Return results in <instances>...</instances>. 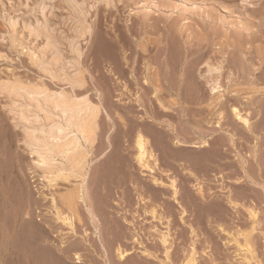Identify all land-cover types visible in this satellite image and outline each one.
<instances>
[{"label":"rangeland","instance_id":"1","mask_svg":"<svg viewBox=\"0 0 264 264\" xmlns=\"http://www.w3.org/2000/svg\"><path fill=\"white\" fill-rule=\"evenodd\" d=\"M187 2L0 0V80L68 92L71 89L67 86V77L80 71L84 86L71 91L102 105L98 117L99 134L93 149H97V155L108 149V157L104 153L101 159L94 162L95 165L88 168V175L95 176V184L88 176V190L94 193L92 197L96 204L94 208L100 238L93 233V224L81 205L78 206L79 221H75V231L72 232L53 215L56 205L64 209L60 196L72 190L78 179L69 177L68 180L57 179L49 183L42 171L32 165L22 141L23 133L12 121L11 99L0 92V264H185L192 246L198 264H264V82L248 86L242 80L234 59L240 50L249 51L248 56L253 57L258 52L263 53L264 49H238L237 43H229V54L222 63L224 74L219 92L224 94L222 101L213 108L207 107L209 92H206V100L202 104L190 105L187 112H181L178 105H171L174 97L169 95L163 97V104L176 111L161 110L151 94L144 95L142 86L145 73L153 72L162 59L164 62L159 67L164 65L166 57H175V49H170V57L167 49H162L163 57L157 55L156 49H130L132 45L129 43L142 44L149 37H164L163 42L167 37L171 40L174 37L173 28L168 31L161 25L167 14L171 16L168 26L173 27L177 18L178 27L185 29L186 33L193 32L196 26L192 13L197 2L207 6L209 14H215L218 22L221 17L227 19L230 30L234 27L233 22L240 24L244 16L241 8L233 6L235 2ZM163 7L167 9L163 10ZM36 23L42 29L35 36L24 27ZM155 24L157 29L152 30ZM128 25L131 29L134 27L131 34L126 30ZM84 26L91 27V34H81ZM162 29H166L165 33ZM143 30H147V36L140 33ZM189 39H192L191 36ZM257 44L264 45V38L257 39L253 45ZM25 49L43 58L52 79L31 62ZM72 49L82 53L78 66L74 64ZM208 52L205 57L210 56V61L215 63L219 51L209 49ZM193 56L197 71L203 70L201 61L204 57L197 53ZM160 71H163L162 67ZM133 72L138 74V84L131 76ZM160 76L163 77L162 74ZM229 90L240 94V97L233 96ZM253 90L256 93L248 101L246 96ZM251 101L254 103L250 104ZM231 105L239 107L243 114L248 111L250 129L243 128L234 119ZM220 110L222 113L219 116L217 112ZM217 120H220L218 128L213 124ZM109 129L113 130V137L110 136L112 144L107 143ZM139 129L148 138L161 141L154 148L159 166L153 174L148 170L141 171L134 160L133 138ZM176 139H181L183 143H175ZM203 139L208 145L201 146ZM151 176L165 183L171 179L177 181L179 199L183 206L187 205L184 206L185 214L179 213L182 209L171 204L173 201L167 196L155 195L159 189L150 184ZM198 186L203 188V197L195 191ZM163 190L168 195L167 188ZM151 208L156 209L160 219L151 217ZM249 209L257 213L254 231H251ZM181 215L184 217L182 220ZM105 221L109 222V229L105 226L101 230ZM166 230L171 235L169 258H165L164 247L158 240L159 233ZM61 240L64 241L63 252L59 248ZM116 246L128 249L130 255L119 261L112 252ZM140 249L153 252L154 257H143ZM106 251L110 258L108 254L107 257L104 255ZM75 253L81 256L79 263L73 259ZM251 255L257 261L248 262Z\"/></svg>","mask_w":264,"mask_h":264},{"label":"bare ground","instance_id":"2","mask_svg":"<svg viewBox=\"0 0 264 264\" xmlns=\"http://www.w3.org/2000/svg\"><path fill=\"white\" fill-rule=\"evenodd\" d=\"M186 1H188L187 4H189L191 0H186ZM221 1L222 2H220V3H223L224 1L235 2L233 4V6L236 8H241V11L244 14L243 19L241 20L240 24L233 22L234 23V27H232L234 29V30L232 29L233 33H232V30H230L228 27L229 25L227 23V19L225 20L220 16L221 20H219V22H218V18L214 17L215 14H209V11L207 10L208 8L206 9L207 6L203 7L204 5L202 6L201 3L198 4V2H197L193 6L194 11L192 13L193 17H194L193 21H194L195 26H196V29L193 32H187L186 33L185 29L178 27L177 25L179 22H175L177 20V18L175 19L174 24L171 23V25L173 24V27L168 26L169 18L171 16L167 14L165 16V20H164L165 22H163V24H161V25H164V27L168 28V31L171 28H173L174 37L171 40H169L167 37L166 40L164 39L165 42H163L164 37L161 38L159 36L157 38L156 37L155 38H150V37L146 38V40L143 41L142 44H140L138 42H135V44L129 43V45L130 44L132 45L131 46L132 48H130V47L129 48L134 49V50L135 49H145V50L146 49H148V50L149 49H156V51L159 53V54H157L158 56L159 55L161 56L164 54L162 49H167L169 51H170V49L171 50L175 49V51L173 50V54L175 52V57H173L172 59L167 58L166 55L168 54L169 55L168 57H170L171 51L170 52L166 51V53L167 52L168 53L165 54L166 62L164 63V65L159 67V65L162 62H164V60L162 59L161 63L158 64V66H155L153 72L145 73L143 80H142V86L144 88L143 89L144 95L147 96L148 94H151L152 99H154L159 104V107L161 108V110L169 111V112H170V110H171V112L176 111V109H173L171 106H169V105L165 106L163 104V97L165 95H169V96L174 97L172 102H171V105H176V106L178 105L177 108H179L181 112H185V111L187 112V110L191 107L190 105L193 106L194 103H196V105H198L197 103L200 104L201 102L206 100V97H207V96H205L206 92L207 93L209 92V100H207L205 105L207 107L213 108L214 106H216V104L218 102L220 103L222 101V97L224 96L223 93H219V92H220V88H222V84H221V82H222L221 76L223 73L222 72V67H223L222 63L227 59V55L229 54V51L227 50L228 46H231L229 43H232V41H233V43H237L238 49H252L253 47L255 49H264V45H260V44L253 45L257 41V39L264 38V0H221ZM253 1H255V2H253ZM106 3L109 4L108 1H106ZM206 4H208V3H206ZM159 7H161L160 9H162V6H159ZM164 9H167V8L163 7V10ZM184 9H182V10H184ZM186 9H187V7H186ZM219 9H222V8H219ZM211 10H212V8H211ZM190 11H191V9H190ZM175 12H177V10ZM217 12H218V10H217ZM40 15H41V13H40ZM178 19H181V18H178ZM191 19L192 18H190V20ZM153 21H155V20H153ZM44 23L45 22L43 21V24ZM39 25L37 23H36V25L28 24L24 28L27 29L26 31H28L29 34H31V35L33 34L36 36L39 32H41V29H42V27L40 28ZM230 25H231V23H230ZM138 26H140V25H138ZM152 27H153L152 30L154 28L157 29L156 24H155V26H152ZM190 27H192V26H190ZM225 27H226V29H225ZM133 28L134 27L132 26V29H131L130 25H128L126 30L128 32H130V34H131ZM136 28H138V27H136ZM139 28H141V27H139ZM142 29H143V27H142ZM165 30L163 31V29H162V31H163L162 33H165ZM136 31H138V30L136 29ZM91 32H92L91 27L84 26L83 30L81 31V34H87V33L91 34ZM140 33L143 36H147V30H143ZM168 34H170V33H168ZM190 36L192 39H189ZM246 43H250V44H248L249 46H247ZM124 45L126 46V44H124ZM140 45H142V47ZM190 47H193V48H190ZM43 49H45V48H43ZM194 49H195V51H194ZM209 49H217L219 51V57L217 58L215 63H212L210 61V56L205 57V54L210 52V51L208 52ZM224 49H225V51H224ZM73 51L75 53L74 64L76 66H78V61L80 60L79 58H80V55L82 53H80L78 49H74ZM25 52L27 53L29 59L31 60V62L33 64H35L40 70H42L50 79L53 78L50 70L47 67L46 62L43 61L42 57H39L35 52H31L29 49H25ZM138 53H139V51H138ZM196 53L198 56L202 55V58L204 57L203 60L201 61L202 64H204L203 70L197 71V66H196L197 63H196L195 57L193 56ZM213 53H214V50H213ZM249 53H250L249 51L240 50L238 52V55L234 59L239 66V67L237 66V68L241 71L240 73L242 75V80H244L245 83L248 84V86L252 85L251 87H253V85H255L256 82H258V81L264 82V52L263 53L258 52L253 57L248 56ZM50 54H52V53H50ZM142 56H143V54H142ZM161 57H163V56H161ZM202 58H200V59H202ZM137 60H136V62L138 63L139 60L138 61ZM156 61H158V60H156ZM192 61H193V63H192ZM79 64H80V62H79ZM161 67L163 69V71H162L163 73L160 71ZM135 69H137V68H135ZM160 74H162L163 77H161ZM131 76L134 79L135 83L138 84V82L140 81V79L138 78V74L133 72V74H131ZM140 77H142V75ZM228 79L231 80L230 78H228ZM67 80H68L67 86H70L71 90H73L75 88H82L84 86V80L81 76L80 71L72 73L70 75V77H67ZM164 83H166V86H164ZM71 90L68 92H66L62 89L60 91H53V90H48L44 86H35V85H31V84H23L19 81H11L8 79L0 80V92L4 93L7 98L11 99L10 105L12 107V109H11L12 121L14 122V124L16 126L20 127V129L23 133L22 141L27 148V152L30 155L32 165L35 168L40 169L42 171V173L44 174V176L46 177V179L49 183L55 182L57 179L68 180L69 177H74V178L78 179L76 181L77 182L76 185L74 186V188L72 190L67 191L66 193H64L63 195L60 196V201H61V204L64 205V209L61 210V209L57 208L58 206L56 205L57 207L55 206V211H54L53 216H55V218L58 221L63 223V225L68 226L70 231L73 232V231H75L74 230L75 229L74 224H76L75 221H79V217H78L79 211L78 210H80V209H78V206L81 205V207L85 208V211H86L88 219L90 220V223L93 224V229H94L93 233L100 238V235H98L100 233V231L97 232L98 227H99V224H98L99 221L96 217L95 208H94V206L96 204L94 203L95 201L92 197L94 195V193L92 194V192H91L92 190L91 191L88 190V188H89L88 186H90V184L88 185V181H89L88 180L89 179L88 178V176H89L88 175V172H89L88 168L95 165L94 162L96 160H98V158H100L101 155H104V153H106V152L108 153V149H106L104 153L101 152L102 154L99 153V155H97V153H98V151L96 153L97 149L96 150L93 149L94 144H95L96 139H97V134H99V132H98V117H99V114L102 110V107H101L102 105L100 104V102H93V100L91 101L87 96H82V97L80 96L79 97L76 94L72 93L74 90L73 91H71ZM256 90H257V88H256ZM245 91H246V89H244V92ZM229 92L232 93L233 91L229 90ZM142 93H143V91H142ZM245 93H247V92H245ZM255 93H256V91L252 92L251 94H248V96H246V99H248V101L252 100V97H254ZM232 94H233V96L240 97V94H238V93H232ZM212 96H215V97L213 98ZM141 97H143V96H141ZM253 100H254V98H253ZM135 102H138V100H136ZM253 103H254V101L250 102V104H253ZM232 105H231V110H232L234 119L237 122L241 123V126L243 128L250 129V121H249V118L247 115L248 111L245 114H243L242 111L239 109V107L232 106ZM197 111H198V108H197ZM200 113H202V112H200ZM221 113H222V111L220 110L219 112H217V115L220 116ZM185 116H186V114H185ZM213 124H215V126L218 128L220 125V120L214 121ZM112 132H113V130L109 129V131L106 134L107 136L105 135L107 137V143H111V141H112V140H110V139H112L111 137H113V135L111 136V134H113ZM230 136H231V134H230ZM126 139H127V137H126ZM160 142L158 140H152V139L148 138L144 134V132L140 129L136 131V134L133 138V148H135L134 160H135L138 168L141 171L142 170H148L149 173H151V174L156 172V169L159 166V159H158V156H157L154 148ZM175 143L180 145L183 143V141L181 139H176ZM201 143H200L201 146L208 145V142L206 139H203V141H201ZM193 145L195 146L194 143H193ZM103 146H106V145H103ZM112 152H113V150H112ZM112 152H110V153H112ZM107 153L105 155L108 157ZM107 171H109V170H107ZM94 172L96 173V171H94ZM89 177L92 179V181H90V182H93V178H95V176L93 178L91 176H89ZM74 181H75V179H74ZM150 181H151L150 184H153V186L155 188L157 187V189H159L156 192L157 194H155V195L167 196L169 199H171L173 201V202L170 201L171 204L174 203L179 208L182 209L181 212H179V213L185 214L184 213L185 212L184 206H187V205L183 206L180 199H179V196H180L179 195V188L177 185V181L175 179H171L168 183H165L162 180L158 179L157 177L151 176ZM95 182H97V181H95ZM133 182L136 183L137 180L134 179ZM93 185H92V187H94ZM147 185H149V184H147ZM98 186L99 185H97V187ZM92 187H91V189H92ZM149 188H151V187H149ZM163 188H167V191H168L167 194L168 195H166V191L163 190ZM195 189H196L195 191L200 195L199 197L204 196L203 188H201V186H198ZM98 193H100V191ZM96 196H97V194H96ZM190 197H192V196H190ZM190 197H188V198H190ZM52 198H53V196H52ZM192 203H193V201H192ZM170 207H172V206H170ZM150 214H151L152 218L160 219V216L159 217L157 216L155 208H151ZM248 215H249L250 219L252 220L251 221V223H252L251 231H254L255 225L257 224V213L255 210L249 209ZM182 217L183 216L181 215L180 216L181 220H182ZM100 222H101V220H100ZM102 224H104V226ZM102 224L100 223V226L102 225L101 230L103 228H105V226H107L106 228L109 227L108 226L109 222H107V221H105V223H102ZM190 232H194V231H190ZM86 234L87 233L85 232L84 237L86 236ZM148 235H150V233ZM194 235H196V234H194ZM170 239H171V235H170L168 230H166L165 232H160L158 235V240L161 243V245L164 247L163 253L165 254V258H169L168 255H169L170 247H168V245H169V242L171 241ZM59 243H60L59 248H60V250L62 249L61 251L63 252L64 241L61 240ZM194 249L195 248H193V246H192L191 251H190L191 253L189 255V258L185 261V264H198L196 262L197 256H195L196 251ZM107 251H106V253H104L105 256L108 254ZM113 251H114V255L116 256V258L119 261H122L123 259H125V257L129 253H131V252H129L128 249L126 251L123 248H121L120 246H116L114 248V250H112V252ZM246 251L247 252L249 251L250 253H252V251L249 248H246ZM140 254H143L142 255L143 257H144V255H146V256L151 255L152 256L153 252L151 254V252L149 253L146 250H141ZM109 255L110 254H108L107 256L110 258ZM153 257H154V255H153ZM73 259L75 260L76 263H79L82 260L79 253H75L73 255ZM251 260L257 261L256 259H254L253 255H251L247 259L248 262Z\"/></svg>","mask_w":264,"mask_h":264},{"label":"crops","instance_id":"3","mask_svg":"<svg viewBox=\"0 0 264 264\" xmlns=\"http://www.w3.org/2000/svg\"><path fill=\"white\" fill-rule=\"evenodd\" d=\"M24 144V143H23ZM24 147H25V150H27V148H26V146L24 145Z\"/></svg>","mask_w":264,"mask_h":264}]
</instances>
